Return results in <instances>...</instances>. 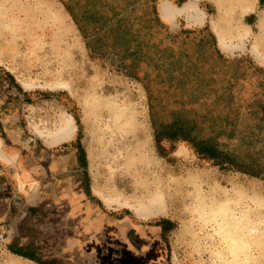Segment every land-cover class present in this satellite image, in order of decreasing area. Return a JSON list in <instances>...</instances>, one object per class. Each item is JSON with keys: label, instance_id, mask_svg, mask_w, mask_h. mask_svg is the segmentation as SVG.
<instances>
[{"label": "rangeland", "instance_id": "rangeland-1", "mask_svg": "<svg viewBox=\"0 0 264 264\" xmlns=\"http://www.w3.org/2000/svg\"><path fill=\"white\" fill-rule=\"evenodd\" d=\"M67 1L102 16L115 15L132 31L144 27L140 39L147 44L138 56L137 76L146 72L147 78L125 75L114 54L91 55L65 9ZM214 3L0 0V135L12 130L16 150L47 155L36 170L32 165V179L25 169L31 163L27 156L17 161L22 187L32 185L38 195V201L32 200L38 222L28 225L31 236H25L29 220L24 217L23 225L0 228V264H37L9 251L19 242L34 245V255L44 262L100 264L96 256L88 261L82 254L96 252L93 242L103 240H86L80 232V223L88 225L98 215L110 222L104 232L124 233L130 240L129 246L118 244L117 237L109 240L113 250L126 249L135 258L148 252L151 264H264V43L256 28L264 3L253 0V10L234 32ZM219 34L227 47L218 45ZM172 61L178 69L171 70ZM151 112L163 124L194 120L197 136L214 138L230 163L214 165L181 139L156 142ZM68 122L74 127L71 137L55 141ZM132 138L144 144L149 163L165 171L162 178L204 174L210 188L242 198L244 218L261 226L259 245L248 238L243 247L229 243L230 234L206 214L214 207L210 204L186 203L180 210L166 205L157 214H136L132 208L155 190L144 185L146 172L138 160L129 162ZM71 152L80 159L68 176V162L59 157ZM148 172L159 176L157 169ZM24 193L22 203L28 200ZM74 193L85 197L82 204L90 205V212L71 207L78 203ZM12 235L25 238L9 240Z\"/></svg>", "mask_w": 264, "mask_h": 264}, {"label": "bare ground", "instance_id": "bare-ground-1", "mask_svg": "<svg viewBox=\"0 0 264 264\" xmlns=\"http://www.w3.org/2000/svg\"><path fill=\"white\" fill-rule=\"evenodd\" d=\"M214 2H215L214 3L215 8L217 9L219 16L226 23V26L231 28L232 32L238 31L241 28V26H239V22L241 21L242 16L245 13L252 11L254 8L253 0H214ZM256 28L260 33V36L262 35V43H264V15H261L259 17L256 23ZM242 31L246 35V32L248 30L242 28ZM222 38L224 37H222V35L219 34L218 45L221 46L222 48L227 47V45L223 43ZM73 130L74 127H72V124L68 122L65 125V128H63L54 137V140L55 141L65 140L70 138L71 135L73 134ZM144 147L145 146L142 142L140 141L136 142L132 138L131 148L129 151L131 160L129 162L138 160L141 168L143 167L144 168L143 171L146 172L143 183L145 186L148 187L151 186V188L155 190V194L147 198L144 201V203L137 204L132 208L133 211L135 210L136 214H138L139 216L157 214L159 212H163L162 210H164L166 205L172 206V208L180 210V208L186 203L196 202L198 204L203 203V205L210 204L212 207L214 206L213 207L214 209L213 208L210 209L209 212H206V214L209 215L211 218H214V221L218 225V228L219 230H221V232H223L224 234H230L231 239L229 243L232 242L233 245H236L238 247L239 246L243 247V245L246 244L244 238H248L250 242H252L253 244L259 245L261 226L253 220H247L246 218H244V211L241 210V205L243 204L242 198L238 197L237 195H230L225 190L210 188L207 183V178H205L206 176L204 174H199L196 177L194 176L183 180L182 179L171 180L167 178H162V175L165 174V171H162L154 162L149 163V160L145 158V155L143 154L145 151ZM137 153H138V157H135ZM136 169L137 168H135V171ZM154 169H157L159 172V176L156 179L151 177V172H148ZM137 171L139 170L137 169ZM253 247L255 248V246ZM256 254L258 253L256 252ZM248 256L250 255H247L246 259L249 260ZM255 256L257 257V255ZM256 259H254V261Z\"/></svg>", "mask_w": 264, "mask_h": 264}, {"label": "trees", "instance_id": "trees-1", "mask_svg": "<svg viewBox=\"0 0 264 264\" xmlns=\"http://www.w3.org/2000/svg\"><path fill=\"white\" fill-rule=\"evenodd\" d=\"M258 1L261 4L264 3V0ZM64 5L66 11L76 24L85 46L91 55L101 56L105 53L114 54L118 57V65L122 67V72L125 75L141 81L147 78L146 72L143 73L142 77L137 76V71L140 68V59L138 56L147 44L140 39L144 27L132 31L126 24L123 25L121 23V18H116L115 15L102 16L97 10L89 11L81 7L76 8L75 5L68 1ZM152 12L154 15L156 14L153 7ZM154 21L157 22L158 18L154 17ZM161 66L164 65H159V67ZM178 68V62L172 61L171 70ZM145 90L148 93L147 82L145 83ZM184 111H180V113ZM151 125L153 137L156 142H159L163 138L171 140L181 139L190 143L198 155L208 161H212L214 165L224 168L226 163H230L227 153L219 148L214 138H201L197 136L198 125L194 120L184 119L182 121L179 120L163 124L157 121L151 112ZM79 159L80 157L78 155L77 160ZM8 249L11 253L34 261L37 264H52L40 260L36 255L27 250L10 247Z\"/></svg>", "mask_w": 264, "mask_h": 264}, {"label": "crops", "instance_id": "crops-1", "mask_svg": "<svg viewBox=\"0 0 264 264\" xmlns=\"http://www.w3.org/2000/svg\"><path fill=\"white\" fill-rule=\"evenodd\" d=\"M1 126V125H0ZM14 131H7V137L5 135L1 136L0 135V228L4 225L7 224H13V225H23L25 224L26 221L22 220L24 217L25 219L29 220V223L25 224L24 228L26 227V235L27 233L30 234V236L33 234L32 232L28 231L29 226L32 223H37V217H38V209L37 206L33 204L32 200L38 201V195L33 192L32 185L31 187L27 190L25 189L26 187H22L21 181L19 180L17 176V166L18 160H20L21 156H27V159L30 160L29 166H26V168L29 169V175L31 176V169L33 165V169H37L38 162L39 160L45 159L46 154L45 153H40L35 151H27V152H20L16 150V141L13 138ZM5 158V159H4ZM12 159V160H11ZM59 160H66L68 162L67 168H64V173L65 175L70 176V171H74L75 167L77 166V155L75 152H71L69 154H63L62 156L59 157ZM10 162V163H9ZM12 162V163H11ZM33 162V163H32ZM32 179V176L30 177ZM21 186V187H20ZM26 186V185H25ZM25 192V196H28V200L25 199V201L22 203V192ZM79 196V199H78ZM75 201H77V204L71 205V207H74L75 209L78 208L79 206H85V209H88L86 212L91 211L90 205L86 203L85 205L82 204L83 201H85V197L82 198V195L78 193L73 194ZM74 200V199H73ZM70 206V205H69ZM48 209V208H46ZM52 210V209H51ZM53 211H49L47 213L51 214ZM73 215L77 216V211H73ZM88 214V213H87ZM97 217L96 219H93L92 221H87L88 225H81L80 223V228L82 231V235H85V239L87 240L88 238L90 240H97L99 238H102L104 241L105 239H112L115 237L114 233L110 232H104L108 231V225L110 224L109 221L105 220L104 218L101 219V216H95ZM83 219H81L82 221ZM107 221V222H106ZM83 226H87L86 229H82ZM78 233V232H77ZM79 233V235L81 234ZM28 234V235H29ZM117 238L122 242V244H127L130 243V240L128 237L124 235V233H121L119 236L116 234ZM115 237V238H116ZM24 239V236L20 235H12L8 237L10 240L14 239ZM85 240V243H86ZM107 241V240H105ZM31 243H28L25 245V247L22 246V244L19 242V245L17 248H21L23 250H27L31 252L32 254H35L36 252V247H33ZM86 246V244H85ZM129 246V245H128ZM83 257L87 258L88 261H93V259L96 256V252L91 250V252H85V254H82Z\"/></svg>", "mask_w": 264, "mask_h": 264}, {"label": "flooded vegetation", "instance_id": "flooded-vegetation-1", "mask_svg": "<svg viewBox=\"0 0 264 264\" xmlns=\"http://www.w3.org/2000/svg\"><path fill=\"white\" fill-rule=\"evenodd\" d=\"M102 240V238H99V240ZM107 241H96L93 242V246L96 248V260L100 262V264H105V263H127V264H151L149 260V253L147 252L144 254L142 257L135 258L133 256V253L130 251L128 252L126 249L124 250L123 248L118 250V249H112L111 246L109 245L108 241L109 240H118L116 238L113 239H105ZM118 244H122L121 241L118 242ZM92 245V244H91ZM108 247L106 248V246ZM102 246L104 247L105 250L101 249ZM121 259L125 260V263L122 262ZM155 262V261H154Z\"/></svg>", "mask_w": 264, "mask_h": 264}]
</instances>
